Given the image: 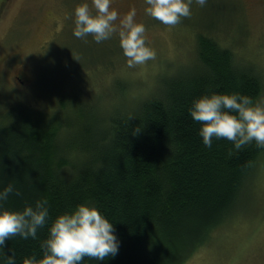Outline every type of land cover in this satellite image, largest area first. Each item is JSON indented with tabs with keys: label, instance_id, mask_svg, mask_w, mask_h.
Listing matches in <instances>:
<instances>
[{
	"label": "trees",
	"instance_id": "16d2710c",
	"mask_svg": "<svg viewBox=\"0 0 264 264\" xmlns=\"http://www.w3.org/2000/svg\"><path fill=\"white\" fill-rule=\"evenodd\" d=\"M231 52L200 37L198 67L164 78L132 110L114 103L101 121L90 109L70 117L64 101L56 109L13 103L0 115V187L11 182L20 194L3 206L47 200L50 223L80 203L95 205L114 224L119 250L81 264H179L230 211L264 155L255 142L230 154L232 141L223 137L208 147L188 112L193 98L213 91L258 102L260 75ZM47 231L45 224L36 238H8L0 264L9 254L16 264L25 255L40 257Z\"/></svg>",
	"mask_w": 264,
	"mask_h": 264
},
{
	"label": "rangeland",
	"instance_id": "374dc122",
	"mask_svg": "<svg viewBox=\"0 0 264 264\" xmlns=\"http://www.w3.org/2000/svg\"><path fill=\"white\" fill-rule=\"evenodd\" d=\"M79 2L0 0V115L16 102L56 109L64 101L70 117L90 109L100 121L114 103L132 110L164 78L198 67L202 36L215 38L241 65L254 68L262 82L258 102L264 101V0H207L203 6L193 0L191 15L176 25L145 13V0H112L121 15L136 8L146 42L156 51L155 58L135 66L126 63L118 32L100 42L91 34H73ZM179 264H264V155L230 211Z\"/></svg>",
	"mask_w": 264,
	"mask_h": 264
},
{
	"label": "clouds",
	"instance_id": "9594fccd",
	"mask_svg": "<svg viewBox=\"0 0 264 264\" xmlns=\"http://www.w3.org/2000/svg\"><path fill=\"white\" fill-rule=\"evenodd\" d=\"M192 2L145 0L144 12L166 25H176L183 17L191 15ZM206 2L196 0L200 6ZM111 5L112 0H91V6L88 0H80L73 9V34L77 37L91 34L96 42H100L118 32L129 66L155 58V49L146 42L145 25L136 20V8L121 15ZM116 21L118 23H114ZM188 112L193 120L200 122L197 131L208 147L212 146L214 137L232 141L230 154L233 149L242 150L252 142L264 147V101L254 102L248 95L235 91H213L193 98ZM13 192L20 194L11 182L0 187V250L11 236L36 238L37 229L48 225L47 235L40 241L42 255H25L21 264H81L86 256L102 261L118 252L119 239L114 224L95 205L80 203L71 211L57 214L49 223L47 200L38 199L34 206L26 204L22 209L4 207ZM6 262L16 264V257L9 254Z\"/></svg>",
	"mask_w": 264,
	"mask_h": 264
}]
</instances>
